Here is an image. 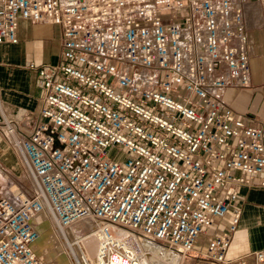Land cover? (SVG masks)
<instances>
[{
  "label": "built area",
  "instance_id": "1",
  "mask_svg": "<svg viewBox=\"0 0 264 264\" xmlns=\"http://www.w3.org/2000/svg\"><path fill=\"white\" fill-rule=\"evenodd\" d=\"M22 19L58 25L62 40L58 60L27 64L40 90L30 127L2 123L28 183L6 173L0 264H41L39 214L95 222L97 249L77 242L78 264H142V238L188 264H228L240 207L227 230L207 229L240 185L264 187V116L223 99L250 82L243 4L0 0V42H18ZM248 255L264 264V247Z\"/></svg>",
  "mask_w": 264,
  "mask_h": 264
},
{
  "label": "crops",
  "instance_id": "2",
  "mask_svg": "<svg viewBox=\"0 0 264 264\" xmlns=\"http://www.w3.org/2000/svg\"><path fill=\"white\" fill-rule=\"evenodd\" d=\"M239 1L243 4L247 33L250 82L241 88L227 87L223 99L239 113L264 116V0ZM18 26V42H0V187L8 185L7 171L15 174L21 170L20 156L2 123L6 118H17L21 126L30 127L38 112L40 90L34 83L35 73L27 64L58 60L62 40L61 28L47 21L22 19ZM258 178L252 185H240L238 198L228 212L207 229L208 234L227 230L233 210L240 207V220L231 232L226 254L228 264H241L240 256L264 247V187L257 185ZM42 218L38 217V222ZM39 244L40 239L34 244L35 251ZM64 253L61 263L73 264L65 248ZM254 263L248 255L247 264Z\"/></svg>",
  "mask_w": 264,
  "mask_h": 264
},
{
  "label": "rangeland",
  "instance_id": "3",
  "mask_svg": "<svg viewBox=\"0 0 264 264\" xmlns=\"http://www.w3.org/2000/svg\"><path fill=\"white\" fill-rule=\"evenodd\" d=\"M20 169L21 170L16 171L15 174L10 173L8 171L7 172L10 175L12 174L14 176L19 177L20 178L18 180L19 182L24 183V184L28 183V180H23L24 179L23 177L24 169H23L22 162H21ZM8 192H9L8 185L6 186V184H2V186L0 187V196L3 195V193L7 194ZM38 223L39 224L37 225L39 226L41 237H40V244L37 246V249H36V253L41 258V262H42L41 264H47V263L48 264H62L61 263L63 261L62 258H65L64 248L66 252H68V254L70 252V254L72 255L73 251L71 247L74 246L75 244L74 246L75 250L78 252V246L76 245V242H75L77 240L76 238L82 239L81 242H84L87 253H89L91 256L94 255L97 249V241H96V238H94L92 235L91 236L89 235L90 234L89 228L95 225L92 221L75 222L74 225L71 227L72 231H71V228L65 227L66 231L64 234L59 232L57 225H55L48 217L42 218ZM69 236L72 239H70ZM199 238L202 242H204L206 235L201 234ZM70 240L72 241V244H69L71 242ZM148 241L151 242V240H148ZM151 243L154 245L158 244V243L155 244L153 242ZM164 246H166L165 248L168 247L167 245H164ZM196 246L202 247L203 244L198 243ZM151 255L152 254H150L148 250L143 248L142 253H141V258L143 259V261H146V259L149 258L150 264H172V262H170L171 260L167 258H166L167 260L166 259L164 260L163 258H160L157 256H151ZM186 260H185V263L183 262L182 264H188L186 263L187 262Z\"/></svg>",
  "mask_w": 264,
  "mask_h": 264
},
{
  "label": "bare ground",
  "instance_id": "4",
  "mask_svg": "<svg viewBox=\"0 0 264 264\" xmlns=\"http://www.w3.org/2000/svg\"><path fill=\"white\" fill-rule=\"evenodd\" d=\"M42 216H43V218L48 217L46 214H39V215H37L34 218V222H35V225L37 227H38L37 224H39L38 223V217H42ZM80 221H83V222L86 221L87 222V221H92V220H89V219L88 220H82V219L81 220H79V219L74 220V222L72 224H70L69 228H71L74 225L75 222H80ZM92 222L95 223L94 221H92ZM58 229H59V232H61L62 234H64L65 231H66V228L65 227L64 228L60 227ZM71 231H72V228H71ZM39 233H40V230H39ZM89 235L91 236L92 234L90 233ZM40 237H41V234H39V237L36 239V241H38L40 239ZM70 239H72V238L70 237ZM76 239H77L75 241L76 242V245H77V242H81L82 241V239H79V238H76ZM141 241H142L143 248H145L146 250H148V252L150 254H152L151 256H157V257L163 258L164 260L167 258V259L171 260L170 262H172V264H182L183 262L185 263L186 256L183 255L182 253H180L178 250H176V249L174 250V249H171L169 247L165 248L166 246H164L163 244H160V245L157 244L158 246L157 245H154V244L151 243L152 241L149 242L148 239H144V238H142ZM35 242H34V244H35ZM81 243L84 244V242H81ZM153 243H155V242H153ZM69 244H72V241ZM74 246H75V244H74ZM74 246L71 247V249L73 251V254L72 255L74 257L70 254V252H69V256L71 257L73 264H78V261H77L78 260L77 259L78 258V252L75 250V247ZM34 249H35V246H34ZM149 260L150 259L147 258L146 261H143V259L141 258L142 264H150Z\"/></svg>",
  "mask_w": 264,
  "mask_h": 264
}]
</instances>
